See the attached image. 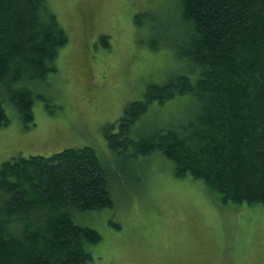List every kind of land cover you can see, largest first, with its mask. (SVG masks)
<instances>
[{"label": "trees", "instance_id": "16d2710c", "mask_svg": "<svg viewBox=\"0 0 264 264\" xmlns=\"http://www.w3.org/2000/svg\"><path fill=\"white\" fill-rule=\"evenodd\" d=\"M161 33L190 65L148 85L104 127L109 146L138 157L161 152L178 178L201 180L221 204L264 206V0H178ZM69 37L47 0H0V85L27 127L45 99L27 86L58 70ZM99 42L110 46L109 35ZM190 94L178 124L134 139L133 125L158 102ZM10 119L0 101V127ZM117 128V131L114 129ZM107 168L91 146L18 155L0 164V264H88L100 232L73 212L113 208Z\"/></svg>", "mask_w": 264, "mask_h": 264}, {"label": "rangeland", "instance_id": "374dc122", "mask_svg": "<svg viewBox=\"0 0 264 264\" xmlns=\"http://www.w3.org/2000/svg\"><path fill=\"white\" fill-rule=\"evenodd\" d=\"M69 42L58 70L25 84L42 94L27 127L0 85L10 123L0 127V164L18 155H51L91 146L108 170L113 208L73 212L96 228L88 264H264V206L221 204L192 176L178 178L161 152L138 156L114 152L104 133L148 85L186 73L190 65L161 33L178 0H47ZM109 35L110 46L99 38ZM195 97L177 95L153 103L133 125L141 138L178 124L196 109ZM117 131V128L114 129Z\"/></svg>", "mask_w": 264, "mask_h": 264}]
</instances>
